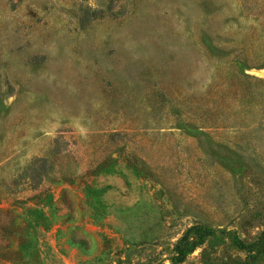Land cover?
<instances>
[{"label": "rangeland", "instance_id": "rangeland-1", "mask_svg": "<svg viewBox=\"0 0 264 264\" xmlns=\"http://www.w3.org/2000/svg\"><path fill=\"white\" fill-rule=\"evenodd\" d=\"M0 264H264V0H0Z\"/></svg>", "mask_w": 264, "mask_h": 264}, {"label": "trees", "instance_id": "trees-1", "mask_svg": "<svg viewBox=\"0 0 264 264\" xmlns=\"http://www.w3.org/2000/svg\"><path fill=\"white\" fill-rule=\"evenodd\" d=\"M193 230V232H197L198 233V235L199 236H201V235H203V234H207V232L209 231V230H204L205 228H203V230H200V229H198L197 227H191V228H189V230ZM199 231V232H198ZM186 234H184V237H186L185 236ZM194 242H192L191 243V245L188 247V248H185V250H191L192 249V247H193V244ZM244 247V246H243ZM180 252V251H179ZM256 252H257V250H256ZM183 256V254H179V256H177L176 258H175V260H174V262H179L180 261V259H181V257Z\"/></svg>", "mask_w": 264, "mask_h": 264}]
</instances>
